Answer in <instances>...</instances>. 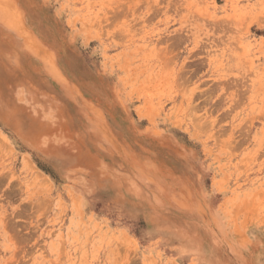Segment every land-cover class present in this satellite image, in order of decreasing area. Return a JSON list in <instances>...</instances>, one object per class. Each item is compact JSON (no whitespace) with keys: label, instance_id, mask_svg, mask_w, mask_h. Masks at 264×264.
<instances>
[{"label":"rangeland","instance_id":"obj_1","mask_svg":"<svg viewBox=\"0 0 264 264\" xmlns=\"http://www.w3.org/2000/svg\"><path fill=\"white\" fill-rule=\"evenodd\" d=\"M0 264H264V0H0Z\"/></svg>","mask_w":264,"mask_h":264}]
</instances>
